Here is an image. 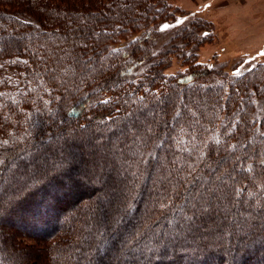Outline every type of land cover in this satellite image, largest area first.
I'll use <instances>...</instances> for the list:
<instances>
[{
	"label": "trees",
	"instance_id": "obj_1",
	"mask_svg": "<svg viewBox=\"0 0 264 264\" xmlns=\"http://www.w3.org/2000/svg\"><path fill=\"white\" fill-rule=\"evenodd\" d=\"M167 3L0 0V264H264V63L199 62L198 18L144 43Z\"/></svg>",
	"mask_w": 264,
	"mask_h": 264
},
{
	"label": "rangeland",
	"instance_id": "obj_2",
	"mask_svg": "<svg viewBox=\"0 0 264 264\" xmlns=\"http://www.w3.org/2000/svg\"><path fill=\"white\" fill-rule=\"evenodd\" d=\"M167 2L169 8L174 12L171 17L176 19L167 24L169 27L159 30V36H155V38L152 36L150 39L149 34L144 36L149 39L144 43L150 44V41H153V48L160 50L169 43L172 34L188 25L193 18H198L206 22L211 32L208 40L202 42L198 47L199 62L207 63L215 59L216 66L226 67L229 70L234 68L235 73H241L255 64L264 63V0H167ZM166 70L168 73L183 71L178 59L173 56L172 63ZM5 72L10 74V70L5 68L3 73H0L2 75L0 80L4 79ZM0 141H2L1 137ZM71 179L74 178L71 177ZM67 184L69 185V182ZM68 187L69 191L72 190L69 195L75 196L74 188L70 185ZM99 195L100 191L88 197L92 199ZM67 215H58L57 218L65 220L64 226L65 223L67 224ZM19 234L21 241H18L19 249L13 250V264H34L40 258L46 261L45 255L47 257L52 254V251L46 250L47 244L43 245L41 241H34L35 235ZM61 243L66 244V239ZM53 252H57V250L54 249ZM10 262L11 260L5 263Z\"/></svg>",
	"mask_w": 264,
	"mask_h": 264
},
{
	"label": "snow or ice",
	"instance_id": "obj_3",
	"mask_svg": "<svg viewBox=\"0 0 264 264\" xmlns=\"http://www.w3.org/2000/svg\"><path fill=\"white\" fill-rule=\"evenodd\" d=\"M178 23H179V21H178ZM164 27L167 28V27H169V25H164ZM236 74H238V73H236ZM45 103H47V101H45ZM261 163H264V161H261ZM205 210H207V209H205Z\"/></svg>",
	"mask_w": 264,
	"mask_h": 264
}]
</instances>
